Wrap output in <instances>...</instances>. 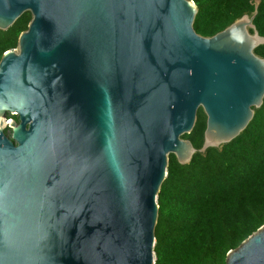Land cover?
I'll use <instances>...</instances> for the list:
<instances>
[{"label":"water","instance_id":"95a60500","mask_svg":"<svg viewBox=\"0 0 264 264\" xmlns=\"http://www.w3.org/2000/svg\"><path fill=\"white\" fill-rule=\"evenodd\" d=\"M255 2L202 36L192 0H0L1 30L31 14L0 58V264H154L168 156L197 151L198 109L205 156L263 103ZM225 264H264V224Z\"/></svg>","mask_w":264,"mask_h":264},{"label":"trees","instance_id":"16d2710c","mask_svg":"<svg viewBox=\"0 0 264 264\" xmlns=\"http://www.w3.org/2000/svg\"><path fill=\"white\" fill-rule=\"evenodd\" d=\"M192 1L198 9L193 27L202 36H212L242 14H252L256 3ZM256 11L253 23L264 36V0H259ZM30 19L26 12L8 29H0V58L17 46ZM254 53L264 57V44ZM205 125L199 108L192 131L183 136L197 150L187 165L168 156L167 176L157 195L154 264H225L227 252L264 224V98L241 134L220 152L209 147L203 156L198 149Z\"/></svg>","mask_w":264,"mask_h":264},{"label":"built area","instance_id":"2783aa9c","mask_svg":"<svg viewBox=\"0 0 264 264\" xmlns=\"http://www.w3.org/2000/svg\"><path fill=\"white\" fill-rule=\"evenodd\" d=\"M8 117H9V119H7L6 122H8L10 120V118H11L10 116H8Z\"/></svg>","mask_w":264,"mask_h":264},{"label":"rangeland","instance_id":"374dc122","mask_svg":"<svg viewBox=\"0 0 264 264\" xmlns=\"http://www.w3.org/2000/svg\"><path fill=\"white\" fill-rule=\"evenodd\" d=\"M7 116H9V115H7Z\"/></svg>","mask_w":264,"mask_h":264},{"label":"clouds","instance_id":"9594fccd","mask_svg":"<svg viewBox=\"0 0 264 264\" xmlns=\"http://www.w3.org/2000/svg\"><path fill=\"white\" fill-rule=\"evenodd\" d=\"M13 118V117H12Z\"/></svg>","mask_w":264,"mask_h":264}]
</instances>
